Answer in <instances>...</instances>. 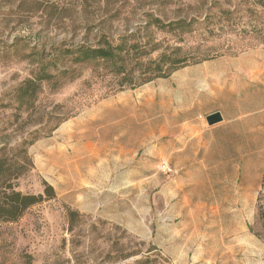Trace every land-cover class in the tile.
<instances>
[{"label":"rangeland","instance_id":"rangeland-1","mask_svg":"<svg viewBox=\"0 0 264 264\" xmlns=\"http://www.w3.org/2000/svg\"><path fill=\"white\" fill-rule=\"evenodd\" d=\"M262 10L0 0V185L55 190L0 222V264H264ZM177 20L189 24H162ZM106 40L137 47L128 78L113 62L72 59ZM162 53L165 67L179 55L185 66L143 83ZM43 69L55 76L21 102ZM215 111L222 128L207 133Z\"/></svg>","mask_w":264,"mask_h":264},{"label":"trees","instance_id":"trees-1","mask_svg":"<svg viewBox=\"0 0 264 264\" xmlns=\"http://www.w3.org/2000/svg\"><path fill=\"white\" fill-rule=\"evenodd\" d=\"M226 11L228 13L230 12L229 9ZM262 11L264 13V10ZM261 16H263V14ZM159 22L162 21L159 20ZM162 24L163 26L164 25L182 26L185 28L187 24H189V22L187 23L186 20H177V21H171L167 24L165 23ZM132 48L133 50H136L135 48L137 47L135 46V44L128 46L126 42H122L114 45L110 41L106 40L102 45H98V46H87L82 44L76 47L75 49L70 50L69 52L73 53L72 59L76 63H82L90 60L113 62L115 65L119 66V69L116 72L124 74L125 73L124 70H126L127 67V62L131 60L134 55ZM144 54L145 53H142V55ZM140 56L137 57L139 58ZM167 58H169V55L166 53H162L159 56V59L157 61L155 60L156 65L154 67L155 68L154 75L145 78L142 82L144 83L150 81L156 77H167L172 72L185 66L184 57L179 55L177 59L174 60L173 63L165 67ZM42 74L43 75L39 77L35 76L34 78L26 79L23 82V84L19 87L18 97L21 102H24V100H29V102L31 103L36 98L41 88V81L43 79H51L55 76V74L51 73L47 69H43ZM128 74L129 73H125L123 78H128L127 77ZM128 80L129 83L132 84L134 79L132 77L129 78ZM127 81L125 83H127ZM122 82L120 83V85L123 87L124 84ZM6 171H7V167L1 160L0 178L2 177V175H4ZM5 183L6 185H0V222L16 221L24 214V212L29 207L39 204L44 200L55 196L54 187L50 184L46 186L44 193L30 194V193H23L22 191L18 190L11 181ZM141 262L142 261H139V264ZM28 264H31V262H28Z\"/></svg>","mask_w":264,"mask_h":264},{"label":"water","instance_id":"water-1","mask_svg":"<svg viewBox=\"0 0 264 264\" xmlns=\"http://www.w3.org/2000/svg\"><path fill=\"white\" fill-rule=\"evenodd\" d=\"M206 119H207V122L209 125H214V124L222 121L223 116H222L220 111H216V112L208 114Z\"/></svg>","mask_w":264,"mask_h":264},{"label":"crops","instance_id":"crops-1","mask_svg":"<svg viewBox=\"0 0 264 264\" xmlns=\"http://www.w3.org/2000/svg\"><path fill=\"white\" fill-rule=\"evenodd\" d=\"M216 112V111H215ZM211 113H213V112H211ZM208 114H210V113H208ZM207 114V115H208ZM221 114H222V112H221ZM223 116V115H222ZM223 120H224V117H223ZM222 122V121H221ZM220 123H216V124H214V125H209L208 124V127H207V133L208 132H210L211 130H213V129H217V128H222L221 126L222 125H219Z\"/></svg>","mask_w":264,"mask_h":264}]
</instances>
